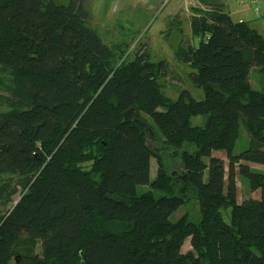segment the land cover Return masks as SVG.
<instances>
[{
    "label": "trees",
    "instance_id": "16d2710c",
    "mask_svg": "<svg viewBox=\"0 0 264 264\" xmlns=\"http://www.w3.org/2000/svg\"><path fill=\"white\" fill-rule=\"evenodd\" d=\"M199 1L198 44L175 54L205 97L173 100L159 79L167 62L105 44L81 0H0V203L22 190L0 215V264H264V172L242 163L264 164V76L261 90L249 76L264 73V35ZM242 128L249 145L236 155ZM237 164L260 198L237 201ZM192 196L199 219L173 220Z\"/></svg>",
    "mask_w": 264,
    "mask_h": 264
},
{
    "label": "rangeland",
    "instance_id": "374dc122",
    "mask_svg": "<svg viewBox=\"0 0 264 264\" xmlns=\"http://www.w3.org/2000/svg\"><path fill=\"white\" fill-rule=\"evenodd\" d=\"M86 10L89 12L88 25L98 32L105 42L112 46L114 43L125 44L127 55L135 56L137 52H148L151 61L158 63L160 61L167 62L165 73L159 78L163 84L165 93L173 100L178 99L181 90L187 89L192 95L200 100L205 97V93L201 88L194 85L189 74L195 69L181 62L176 56V49L181 46L198 44V38L194 37L191 31V15L193 13L192 6L188 9L189 0H81ZM224 3L225 10L231 14L232 18L238 20H248L249 17H254L256 14L250 8L246 10L243 6L248 0H219ZM243 3V4H242ZM200 6V5H199ZM178 13V14H177ZM177 14V15H176ZM264 19V16H260ZM255 18L252 19V21ZM250 82L253 88L261 90L263 87L264 73L257 67H254L250 72ZM0 93L7 95L8 93L0 89ZM1 103V100H0ZM8 109L6 104H0V111ZM204 116H196L192 119L193 125L204 124ZM157 129V128H156ZM159 131V129H157ZM159 133L156 135L150 133L148 136V144L162 154L165 158L167 166L171 170H181V159L173 156L171 150L163 147L159 138ZM245 129L242 128L240 138L234 148V154H240L249 145L250 138ZM213 155L219 156L225 160L226 178H228L229 160L227 153L223 150L213 151ZM208 158L205 162L208 163ZM242 163L248 164L251 169L264 172V164L253 163L242 160ZM158 163L155 158H152L151 179H154L157 174ZM238 188V200L243 202L250 197L260 198V191H253L251 182L248 177H245L240 172V166H235ZM15 179L12 180L14 183ZM139 191L148 190V185L138 187ZM22 190L13 196L14 202L4 206L0 203V215L11 209L19 200ZM159 195V192L157 193ZM186 212L192 219L198 220L200 217L199 203L192 196L189 202L182 205L174 212L172 219H178ZM231 209L223 210V216L226 222H230ZM190 237L186 239L183 246V253L192 249ZM41 244L37 245L36 252L40 253ZM9 264H16L14 259H11Z\"/></svg>",
    "mask_w": 264,
    "mask_h": 264
},
{
    "label": "crops",
    "instance_id": "0c3cea01",
    "mask_svg": "<svg viewBox=\"0 0 264 264\" xmlns=\"http://www.w3.org/2000/svg\"><path fill=\"white\" fill-rule=\"evenodd\" d=\"M199 0H189L188 9L192 6H199L200 3ZM224 4V3H223ZM246 10H248L247 5H243ZM250 9V8H249ZM178 14V13H177ZM176 14V15H177ZM193 15V13H192ZM231 15V14H230ZM262 15V14H261ZM232 17V16H231ZM255 18V20L252 21V19ZM244 20V19H243ZM239 21V20H238ZM249 23L250 26L254 27L255 29L259 30L264 35V19H261L259 15H255L254 17H249L248 20H244Z\"/></svg>",
    "mask_w": 264,
    "mask_h": 264
},
{
    "label": "built area",
    "instance_id": "2783aa9c",
    "mask_svg": "<svg viewBox=\"0 0 264 264\" xmlns=\"http://www.w3.org/2000/svg\"><path fill=\"white\" fill-rule=\"evenodd\" d=\"M244 4L247 5L248 8H251L255 14L259 16L262 14V16H264V0H248V2Z\"/></svg>",
    "mask_w": 264,
    "mask_h": 264
},
{
    "label": "water",
    "instance_id": "95a60500",
    "mask_svg": "<svg viewBox=\"0 0 264 264\" xmlns=\"http://www.w3.org/2000/svg\"><path fill=\"white\" fill-rule=\"evenodd\" d=\"M16 203H17V202H16ZM16 203H15V204H16Z\"/></svg>",
    "mask_w": 264,
    "mask_h": 264
}]
</instances>
